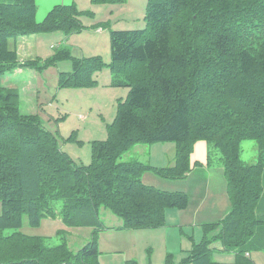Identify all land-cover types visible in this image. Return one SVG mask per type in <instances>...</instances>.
I'll return each instance as SVG.
<instances>
[{
	"label": "trees",
	"instance_id": "1",
	"mask_svg": "<svg viewBox=\"0 0 264 264\" xmlns=\"http://www.w3.org/2000/svg\"><path fill=\"white\" fill-rule=\"evenodd\" d=\"M36 12V0H0V264H100L102 208L118 216L123 229L163 227L166 210L185 209L188 195L146 185L142 174L183 178L199 140L207 143L208 157L220 154L231 208L218 222L203 225L202 238L192 241L180 262L169 253L165 264H255L251 250L264 248V220L255 215L264 169V0H147L143 28L112 30L110 85L129 91L117 101L106 138L91 142L87 165L74 161L36 114L21 113L18 92L2 85L4 72L16 66L70 59L72 70L59 73V86L90 87L105 64L98 55L73 57L64 49L42 63H20L10 40L85 27L81 17L87 11L73 2L55 5L41 22ZM246 139L257 142L252 163L240 158ZM160 142H174L173 165L121 161L134 144ZM24 216L30 227L59 216L69 227H91L92 236L72 250L65 237L49 245L19 230L4 233L20 229ZM217 249L234 260L216 261Z\"/></svg>",
	"mask_w": 264,
	"mask_h": 264
},
{
	"label": "rangeland",
	"instance_id": "2",
	"mask_svg": "<svg viewBox=\"0 0 264 264\" xmlns=\"http://www.w3.org/2000/svg\"><path fill=\"white\" fill-rule=\"evenodd\" d=\"M46 1L53 3L62 2V0H36L38 14L45 8ZM68 1H72L76 8L87 11L86 16L81 17L85 26L84 29L70 34L62 30H54L46 33L19 36L15 41L10 40L9 46L12 48L15 43L17 50L19 44H25L28 39L32 40L34 42V53L38 54L41 63L46 57L60 49L69 51L73 57H89L98 54L105 64L93 75L96 83L90 87L59 86L58 77L60 71L69 72L72 70V61L63 59L57 61L54 65L51 64L46 67L23 66L20 67L23 69V72L20 73H17L16 70L18 66L6 70L2 76V85L5 88H14L18 92L21 113L36 114L44 127L56 136L60 147L74 161L87 165L91 161V142L106 138L107 125L114 120L116 115L117 101L119 98L125 99L129 91L127 86L110 85L112 75L107 66L111 59L110 32L112 30L143 28L145 26L144 15L147 0H123L121 3H94L91 0ZM98 28L101 29L98 30ZM41 42H43V45ZM39 43L40 46L37 49V44ZM169 143L175 145L174 142L134 144L128 151L123 153L121 161H138L148 156L155 160L156 156L153 153V148L161 147L159 149L162 151L163 156H161V161L159 162L166 165L168 163L165 147ZM240 147V158L244 162L252 163L256 161L257 142L255 140H243ZM208 158L212 168L210 185L213 190L211 197L214 199V197L218 196L216 193L220 190L215 180L220 176L216 175L218 171L213 170V168L220 165V154L214 151L212 154L210 153ZM145 175L146 180L150 182L159 180L161 184L169 179L154 170L145 171L142 176L144 177ZM261 185L262 193L255 215L256 218L264 220V169L261 174ZM210 200L207 199V201ZM1 211L2 205L0 202V213ZM100 218L104 224L121 223V219L118 216L103 208L100 210ZM184 218L186 219L182 220H186L189 226L178 219L177 223H174L175 221L173 220L169 221L172 222L170 226L164 225L165 227L161 230H159L161 227L140 228L142 230L137 229L139 231L136 232L132 230L133 232H130L131 234L128 236L122 233L116 234L117 242L114 247L126 251L127 243L133 242L132 245L137 247L136 255L140 260V264H163L162 240L167 242L168 251L171 250L172 252V246L179 245L181 238L183 240L181 244L183 243L184 245L187 234H192L191 225H196V222L203 221L206 217L199 214L196 221H193V216L188 217L186 215ZM185 226L188 227L185 229ZM17 230L29 235L41 236L44 238L45 243L49 245L59 244L62 238L65 237L72 250H76L85 244L90 234L89 227H69L62 220H59L58 217L44 218L40 226L30 227L27 224V216H24L23 225L20 229L7 228L4 233L9 234ZM57 231H60V233H57ZM195 234L198 240L203 236L201 233L198 234V232ZM147 241L151 249L146 252V258H142L139 256V249L142 246L144 247ZM132 252L134 250L130 248V254H135ZM219 254H229V252H219ZM250 257L255 264H264V248L251 250Z\"/></svg>",
	"mask_w": 264,
	"mask_h": 264
},
{
	"label": "crops",
	"instance_id": "3",
	"mask_svg": "<svg viewBox=\"0 0 264 264\" xmlns=\"http://www.w3.org/2000/svg\"><path fill=\"white\" fill-rule=\"evenodd\" d=\"M72 3L68 0H62V2H51L46 1L45 8L41 11V13L38 14V11L36 13V20L38 22H41L46 14L55 6V5H70ZM37 4V3H36ZM38 5V4H37ZM39 10V8H38ZM101 28H98V30ZM43 45V42H41ZM40 43L37 44V49H39ZM18 51V58L19 62L23 63L27 60H34L38 58V54L34 53V42L32 40H27L25 44L21 43L19 44V48H17ZM98 54H94L93 56H96ZM47 58V57H46ZM39 59V58H38ZM17 73L23 72V69L18 66L16 69ZM61 72V71H60ZM120 99V98H119ZM30 114V113H29ZM32 114V113H31ZM159 144V143H158ZM163 146V145H159ZM161 147H157V149L153 148V153L156 156L155 160H152L150 156L147 158H143V160H138L144 164L153 166V167H166L171 166L174 164L175 161V145H171L170 143L166 145V159L168 164H161V156H163L162 151L159 149ZM156 161V162H154ZM160 163V164H158ZM218 167H214L213 170L218 171V177L215 180V183L220 188L219 192L216 193V197L214 199L211 197V192L213 189H211L210 180H212V168H211V162L208 160V146L205 141L199 140L197 141L194 146L193 150L190 155V165L191 169L188 172L186 176L183 178H176V179H167L168 181L161 184L159 180H152L151 182L146 180V175L142 178V182L146 185H151L156 188L167 190V191H181L188 195L189 203L188 206L185 209L179 210L176 208H168L165 212V226H170L169 221H175L174 223L179 221H183L185 225H188L186 219L184 218L186 215L188 217L193 216V221L197 220V217L199 214L202 216H205L203 221L196 222V225L192 226V234H187L185 238V243L181 244L182 238L180 239L179 245L172 246V252L171 250L168 251V245L165 240H162V248L164 252L163 261L162 263L165 264V257L167 254H172L174 260L176 263L180 262L182 258H184L187 254V251L191 248L192 241L198 240L196 232L201 233L203 235V225L208 223H216L219 220H221L230 210L231 204L230 199L227 193V185H226V179L224 176V170L223 166L221 164V161L219 162ZM151 171V170H149ZM191 198V200H190ZM207 199H211L210 201H207ZM58 219L61 220V218L58 216ZM113 223V222H109ZM190 223V222H189ZM122 225L119 222H114L113 224H105L106 228L98 232L97 235V242H98V248H99V262L100 264H124L126 260L134 259L138 264H140V260L136 255V246L132 245L133 242L127 243V247L125 250H119V248H115V243L117 242V235L116 234H125L128 236L131 234L130 232L133 231H139L135 229H123L120 228ZM165 226L161 227L159 230L164 228ZM189 226V225H188ZM185 226V229L188 227ZM90 228V234L88 236V240H90L92 236L93 229ZM182 229V228H181ZM133 230V231H132ZM190 230V228H189ZM141 234V233H140ZM200 234V237H201ZM201 239V238H199ZM149 242L147 241L144 244V247H140L139 249V256L142 258H146V252L148 249H151V246L148 245ZM84 245V244H83ZM214 246L216 248L220 247L219 243H215ZM130 248L134 250L135 254H130ZM161 248V249H162ZM220 249V248H218ZM215 250L214 252V259L218 262L222 263H230L234 260V255L232 253L229 254H223L220 255L219 252H223L221 250ZM125 251V252H124Z\"/></svg>",
	"mask_w": 264,
	"mask_h": 264
}]
</instances>
